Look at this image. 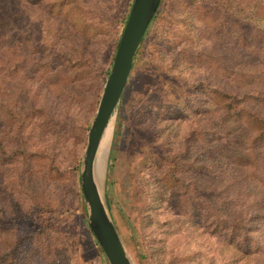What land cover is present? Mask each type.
<instances>
[{"label":"trees","instance_id":"obj_1","mask_svg":"<svg viewBox=\"0 0 264 264\" xmlns=\"http://www.w3.org/2000/svg\"><path fill=\"white\" fill-rule=\"evenodd\" d=\"M250 1L254 17L247 23L243 1L212 4L200 38L212 45L182 47L180 53L225 86H203L210 100L200 114L204 139L215 141L222 164L207 162L204 187L191 182L186 193L199 200L211 232L257 256L264 254V0ZM97 18L105 19L98 0H0V264H59L66 251L45 214L56 164L48 151L32 145V134L39 122L37 140L68 132L42 89L64 96L77 84L81 100L95 87L96 105L108 74L98 72L88 53L89 37H102ZM228 40L240 53L215 46ZM231 167L243 170V191L235 192L241 188L235 180L224 186Z\"/></svg>","mask_w":264,"mask_h":264},{"label":"rangeland","instance_id":"obj_2","mask_svg":"<svg viewBox=\"0 0 264 264\" xmlns=\"http://www.w3.org/2000/svg\"><path fill=\"white\" fill-rule=\"evenodd\" d=\"M241 1L246 11L244 22H250L253 2ZM217 2L160 1L111 120L104 197L134 264H264V254L246 256L234 243L211 232L199 200L185 189L191 182L199 189L204 187L207 177L203 166L207 162L222 164L214 154L215 141L204 139L207 128L200 114L210 100L203 86L220 89L224 83L206 69L185 62L180 53L182 47L196 50L201 45H212L200 38L212 4ZM98 3L105 14V19L97 18L95 24L102 37H89L88 53L98 72L108 73L132 0ZM216 43L219 50L240 53L230 40ZM42 90L50 101L51 112L64 117L61 123L68 130L65 137L48 135L45 140H37V121L32 134V145L48 151L56 164L53 179L46 186L45 213L60 232L66 249L56 260L59 264H107L87 228L80 189L82 157L100 95L94 105L95 87L81 100H77L82 95L77 84L67 88L64 96ZM29 129H33L32 123ZM231 169L222 180L224 186L235 180L242 188L235 192L243 191V170ZM179 184L181 191L176 188Z\"/></svg>","mask_w":264,"mask_h":264},{"label":"water","instance_id":"obj_3","mask_svg":"<svg viewBox=\"0 0 264 264\" xmlns=\"http://www.w3.org/2000/svg\"><path fill=\"white\" fill-rule=\"evenodd\" d=\"M161 0H133L106 76L99 102L90 123L87 144L81 162L80 189L86 210L87 225L107 264H132L128 257L106 200L104 207L93 181V163L109 122L115 115L140 45L156 14Z\"/></svg>","mask_w":264,"mask_h":264},{"label":"bare ground","instance_id":"obj_4","mask_svg":"<svg viewBox=\"0 0 264 264\" xmlns=\"http://www.w3.org/2000/svg\"><path fill=\"white\" fill-rule=\"evenodd\" d=\"M111 124H112V121L109 122L106 130L104 131L100 144L98 146L97 153H96L94 163H93V173H92L95 187L98 191L100 199L102 200L104 204V207L106 206L105 200H104V181L106 178L107 161H108V156L110 153V146H111V139H112V135H111L112 133H111V130L109 129ZM105 209H106L107 214L109 215L107 207H105ZM130 261L132 264H134L131 259Z\"/></svg>","mask_w":264,"mask_h":264}]
</instances>
